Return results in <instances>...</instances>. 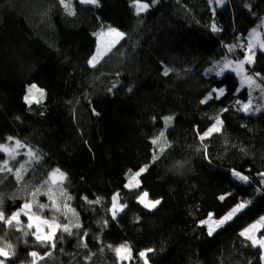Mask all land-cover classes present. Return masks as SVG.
I'll use <instances>...</instances> for the list:
<instances>
[{"label": "trees", "instance_id": "obj_1", "mask_svg": "<svg viewBox=\"0 0 264 264\" xmlns=\"http://www.w3.org/2000/svg\"><path fill=\"white\" fill-rule=\"evenodd\" d=\"M142 2L151 6L137 16L132 0H70L75 15L59 0H0V144L13 137L35 153L20 155L12 173L0 172V210L7 218L31 202L43 218L82 225L71 235L58 231L52 247L35 241L26 218L19 226L0 221V246L14 251L5 264H32V251L44 257L38 264H120L114 249L121 245L131 248L133 264H143L139 253L147 249H154L148 264H264L262 249L240 235L264 217V51L245 64L252 87L230 70L209 72L245 58L251 30L264 21V0ZM213 23L221 31H211ZM110 28L124 37L91 67L98 34ZM33 84L46 95L29 106L24 96ZM220 88L219 100L200 103ZM249 99L248 114L236 110L237 100ZM217 116L221 133L201 141ZM157 138L160 145L152 143ZM145 167L140 188H125ZM56 169L67 179L53 187ZM143 191L161 204L145 209ZM116 193L127 207L113 220ZM57 198L60 212L52 210ZM241 202L247 207L208 236L200 221L222 218Z\"/></svg>", "mask_w": 264, "mask_h": 264}, {"label": "snow or ice", "instance_id": "obj_2", "mask_svg": "<svg viewBox=\"0 0 264 264\" xmlns=\"http://www.w3.org/2000/svg\"><path fill=\"white\" fill-rule=\"evenodd\" d=\"M81 4H86V5H96L99 6V0H79ZM155 0H153V3ZM210 5H216L221 6L223 5L226 0H208ZM59 3L64 7V9L68 12L69 15H75L74 10L70 6V0L69 2H66V0H59ZM132 4L135 10V14L139 16L142 13H145L149 10L150 4L147 2H142V0H132ZM245 7H248L250 9V5H245ZM215 15L216 7H212L210 9ZM211 31L213 32H219L221 31L220 28H218L215 23L211 25ZM100 38H103L105 35H114L117 38H123L124 33L120 32L114 28H110L107 33L101 32L98 34ZM253 36H255V32L253 33ZM256 46V41L253 40L248 43L246 52L248 53L245 58L241 61L234 62V61H228L225 60L224 62L218 64L215 68H210L209 72L215 71L217 76H222L225 71L230 70L232 72H235L238 76L241 77V85H248L249 87H252L255 84V80L253 79L252 76H248L244 74V65L245 64H252L254 63V55L255 53L253 52L254 47ZM236 47L231 46L228 48V51L231 52L233 48ZM260 47L264 48V43H260ZM101 53L98 51L96 55H93L89 60L88 64L91 67H95L96 63L98 62V59L100 57ZM171 71V69L165 68L163 71V75L167 76L168 73ZM256 76H259V73L256 74ZM259 85H257L258 87ZM131 91V88L129 89ZM225 94V89L220 88V89H211L207 95L200 101L202 104H207L209 101L216 99L219 100L220 97H222ZM45 92L43 89L38 88L35 84L31 85L27 89V94L24 96L25 103L27 105H32V104H40L45 97ZM236 105L239 107L236 108L237 111L243 112L245 114H248L252 110V100L249 99L247 103H243L239 100L235 102ZM229 109L227 107L223 108L221 111V114L223 112H227ZM173 117H165L164 118V123L165 126H167L171 121ZM224 121L217 116L214 120V123L211 124L210 127L207 128L206 131H204L202 134L199 135V139L203 141L205 138L211 137L213 134H218L221 133L222 127H223ZM164 133L161 132L160 136H163ZM8 141H13V137H7L6 138ZM15 148L10 149L7 145L5 144H0V152L7 153L9 156H11L13 159H15V155L18 153L16 152V149L25 147L19 140H15ZM153 144H158L159 143V138L153 139L152 140ZM161 152L163 149L160 150ZM30 154L32 156H35V153H32L31 150H29ZM158 157H153V160L157 159ZM177 166L181 167L179 162H177ZM23 167V165H21ZM12 168L8 166V161H4L3 165L0 166V172H8L12 173ZM147 171V168H141L139 171L134 173L130 178L128 179V182L124 185L125 188L128 189H138L140 188V180L139 177ZM232 175L239 181L241 182H249V176L242 174L239 171H236L235 169L232 170ZM258 175L261 177V183L264 184V172L258 173ZM15 176L17 179L20 178L21 173L17 171L15 173ZM67 179V174L60 172L59 169L54 170L51 173V178H50V183L54 185H61L63 182ZM119 193H116L113 195L111 199V207L109 209V212L111 214V218L113 220L116 219L118 213L123 212L124 209L127 207V204H120L119 203ZM49 199H52L50 196ZM71 199V197H69ZM84 201H86L88 204H99L100 203V198H97L95 201H90L86 196L82 197ZM221 200L225 199V196L220 197ZM138 203L142 205L145 209L148 210H153L156 209L158 205L161 204V200L159 199H149V193L147 191L140 192L138 194ZM48 207V205L40 204L38 208L40 210H43L44 208ZM65 208L68 207L67 204L64 205ZM247 207L246 202H241L239 203L235 208H233L231 211H229L226 215H224L222 218L219 219H214L212 214H209L208 217L204 220L200 221L201 226H207V235L212 236L219 228H221L223 225H225L228 221H230L234 214L243 208ZM33 204L31 202H25L23 205L20 207L19 210L15 211L12 213L10 217H5V214L2 210H0V221L4 222L8 226H13V223L15 222V226L21 225V220L20 216L23 214L27 216L28 223L26 225L27 229H35V231L31 232V235L35 237V241L38 242L41 245L48 246L51 245L52 247H55V238L57 236V232L60 231L62 233H68L69 235L72 234V228H80L82 225L80 224H75V225H69V224H60L57 222L55 218L52 220H49L47 218H43L40 215H37L36 213L32 212ZM52 210L55 212H60L61 209L58 204L53 201L52 204ZM104 225L107 226V221H104ZM45 228L48 229V231H45ZM264 228V217H261L260 220L257 222L253 223L250 227L246 228L243 230L240 235L242 237H245L248 241L251 242V245L253 247H259L261 249H264V236H261L257 238L254 233L256 232L257 229ZM18 230L19 227H18ZM28 232H24V235H28ZM85 236L87 233L84 234ZM83 241V238H81ZM117 257L121 261H131L133 259L132 257V250L129 246L127 245H121L118 248L114 249ZM154 249H147L145 251H141L139 253V257L143 259V264H148V254L150 252H153ZM14 255V251L12 249V245L8 244L5 246H0V257L4 259H0V264H5V260L9 258L10 256ZM31 257L33 258L32 264H37V257H39L40 260H43V256H39V254L35 251H32L30 253ZM50 255V254H49Z\"/></svg>", "mask_w": 264, "mask_h": 264}, {"label": "rangeland", "instance_id": "obj_3", "mask_svg": "<svg viewBox=\"0 0 264 264\" xmlns=\"http://www.w3.org/2000/svg\"><path fill=\"white\" fill-rule=\"evenodd\" d=\"M95 6V5H93ZM216 6V5H215ZM109 30V29H108ZM108 30H103L101 32H104V33H107ZM100 32V33H101ZM255 32V36H253V33ZM249 42L255 40L256 41V46L254 47L253 49V52L255 53L254 55V60H255V57H256V54L260 51H264V48H261L260 47V43H264V21L259 23L255 28H253L249 34ZM123 38H117L115 37L114 35H105L103 38H100V36H98V45H97V51L96 53L99 51L101 53L99 59H98V62L101 61L111 50H113L122 40ZM96 55V54H95ZM253 64V63H252ZM245 65H244V70H245ZM244 74L247 75L246 73V70L244 71ZM249 76V75H248ZM240 81H241V77L239 78ZM37 86V85H36ZM243 86H246V85H243ZM38 88H40L39 86H37ZM42 89V88H40ZM44 101V98L43 100ZM253 113V112H252ZM255 113H258V112H255ZM15 139H13V141H8V143H6L5 145H7L10 149L12 148H15V143H14ZM22 144V143H21ZM161 144V142L159 143V145ZM29 150H31L30 148L28 147H22V148H19V149H16V152L18 153L17 155H15V159H13L11 156H9L7 153H4V152H0V155L2 154V156H4L1 160H0V166L3 165V162L4 161H8V166L11 167L12 169L14 168L13 166L18 164V157L22 154H25L26 157H32V155L30 154ZM165 150V149H164ZM163 150V151H164ZM162 151V152H163ZM32 153H34L32 150H31ZM161 152V153H162ZM34 157V156H33ZM16 168V167H15ZM50 178H51V175H50ZM140 178V177H139ZM51 186L55 187L57 185H54V184H51ZM54 190V189H53ZM52 201H55L56 204L59 205V202H60V199L57 198V199H53ZM60 206V205H59ZM32 212H34L33 208H32ZM239 212V211H238ZM236 212L233 216V218L236 216V214L238 213ZM35 213V212H34ZM22 218H26L27 219V216L25 215H21L20 216V220L22 221ZM214 218V217H213ZM232 218V219H233ZM231 219V220H232ZM28 220V219H27ZM230 220V221H231ZM228 221V222H230ZM227 222V223H228ZM257 222V221H256ZM15 223V222H14ZM226 223V224H227ZM225 224V225H226ZM225 225H223L222 227H224ZM221 227V228H222ZM220 229V228H219ZM218 229V230H219ZM35 230V229H34ZM217 230V231H218ZM45 231H48L47 228H45ZM58 233V232H57ZM254 235L257 236V238L261 237V236H264V228H260V229H257L256 232L254 233ZM262 253H263V263H264V249H262ZM133 260V259H132ZM121 261L120 260V264H133V261ZM40 262V259L37 258V264Z\"/></svg>", "mask_w": 264, "mask_h": 264}, {"label": "water", "instance_id": "obj_4", "mask_svg": "<svg viewBox=\"0 0 264 264\" xmlns=\"http://www.w3.org/2000/svg\"><path fill=\"white\" fill-rule=\"evenodd\" d=\"M0 259H4V258L0 257ZM9 259H10V257H9V258H7L6 260H9Z\"/></svg>", "mask_w": 264, "mask_h": 264}, {"label": "bare ground", "instance_id": "obj_5", "mask_svg": "<svg viewBox=\"0 0 264 264\" xmlns=\"http://www.w3.org/2000/svg\"><path fill=\"white\" fill-rule=\"evenodd\" d=\"M11 257V256H10ZM5 261H8V260H5Z\"/></svg>", "mask_w": 264, "mask_h": 264}]
</instances>
